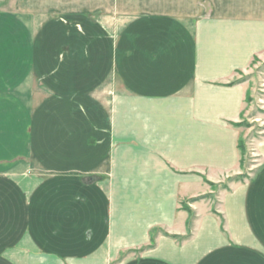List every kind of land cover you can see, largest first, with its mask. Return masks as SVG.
I'll list each match as a JSON object with an SVG mask.
<instances>
[{
    "label": "crops",
    "instance_id": "obj_1",
    "mask_svg": "<svg viewBox=\"0 0 264 264\" xmlns=\"http://www.w3.org/2000/svg\"><path fill=\"white\" fill-rule=\"evenodd\" d=\"M212 3L0 16V264H264V0Z\"/></svg>",
    "mask_w": 264,
    "mask_h": 264
},
{
    "label": "rangeland",
    "instance_id": "obj_2",
    "mask_svg": "<svg viewBox=\"0 0 264 264\" xmlns=\"http://www.w3.org/2000/svg\"><path fill=\"white\" fill-rule=\"evenodd\" d=\"M212 2L213 0H0V16L4 15L15 23L20 20L32 24L33 20L40 19L38 18L40 14L45 18L48 15H53L56 11L65 9L82 12L92 18L120 20L125 23L141 13L158 12L175 16L190 12L208 14L212 11ZM250 70V75L244 79H248L249 76L255 77L260 101L258 100V105H255L249 117L246 116L238 123L248 132L247 137L242 140L244 147L242 159L249 171L245 170V173L232 177L236 181L254 178L255 172L261 164L260 159L255 155V149L256 139L264 136V103L262 104L264 101V59L254 60ZM200 198H196V200ZM130 255L132 254L127 256Z\"/></svg>",
    "mask_w": 264,
    "mask_h": 264
},
{
    "label": "trees",
    "instance_id": "obj_3",
    "mask_svg": "<svg viewBox=\"0 0 264 264\" xmlns=\"http://www.w3.org/2000/svg\"><path fill=\"white\" fill-rule=\"evenodd\" d=\"M236 125L239 126V124H236ZM239 147H240V149H241V151H242V153H243V152H244V147H243V144H242V140H241L240 143H239Z\"/></svg>",
    "mask_w": 264,
    "mask_h": 264
}]
</instances>
